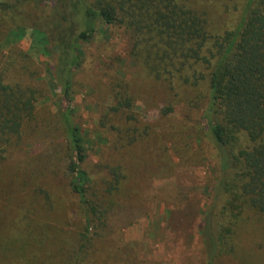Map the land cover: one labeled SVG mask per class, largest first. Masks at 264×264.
I'll use <instances>...</instances> for the list:
<instances>
[{
    "label": "rangeland",
    "instance_id": "rangeland-1",
    "mask_svg": "<svg viewBox=\"0 0 264 264\" xmlns=\"http://www.w3.org/2000/svg\"><path fill=\"white\" fill-rule=\"evenodd\" d=\"M73 2L0 0V75L5 83L37 91L33 116L23 122L21 138L10 148L14 158L0 163V237L8 236L10 224L20 218L36 228L48 224L63 231L59 238L50 235L46 257L38 264H46L47 256L71 244L68 239L81 226L67 188L66 149L56 120L62 43L72 41L73 28L72 35L80 31L78 18L71 13ZM213 2L218 8L215 22L224 30L238 16L235 0ZM76 45L70 108L83 137L92 185L104 191L114 167L126 178L129 175L112 196L117 206L107 216L97 255L103 258L111 250L119 251L115 264H203L196 228L211 203L217 159L202 131V111L181 103L161 118L164 90L158 93L131 58L124 30L98 23L90 41ZM117 86H126L134 100L131 112L139 131L146 127L150 133L130 151L115 148L113 132L102 127ZM261 219L238 226L240 235L243 231L242 236H249L239 241L246 264H264ZM16 226L23 234L30 232L27 225ZM27 240L32 243V237Z\"/></svg>",
    "mask_w": 264,
    "mask_h": 264
},
{
    "label": "trees",
    "instance_id": "trees-1",
    "mask_svg": "<svg viewBox=\"0 0 264 264\" xmlns=\"http://www.w3.org/2000/svg\"><path fill=\"white\" fill-rule=\"evenodd\" d=\"M213 1L72 3V17L78 18L80 31L74 36L73 28L72 41H62L56 120L66 149L67 188L75 199V216L81 226L68 239L71 244L65 245L71 247L47 256L46 264H96L97 259V264H115L118 259L119 251L113 250L99 257L98 242L107 216L117 206L112 196L129 175L126 178L114 167L109 169L112 180L104 191L92 185L83 137L70 108L69 77L78 66L76 43L89 42L98 23L129 35L131 58L158 93L164 90L161 118L181 103L202 111V131L216 153L217 175L211 203L201 212L196 228L200 256L203 264H246L239 241L249 236H242L243 231L240 235L238 226L264 216V0H235L238 16L233 15L236 19L224 30L215 22L218 19L213 14L218 8ZM34 90L5 83L0 75V163L14 158L10 148L21 138L23 122L33 116L37 102ZM116 90L114 105L102 119V127L113 132L115 148L130 151L150 133L146 127L139 131V121L131 112L134 100L126 86ZM16 224L27 225L30 232L24 235ZM10 228L8 236L0 237V264H38L46 257L50 235L59 238L63 233L48 224L36 228L22 218L12 221ZM27 237H32L34 244Z\"/></svg>",
    "mask_w": 264,
    "mask_h": 264
}]
</instances>
